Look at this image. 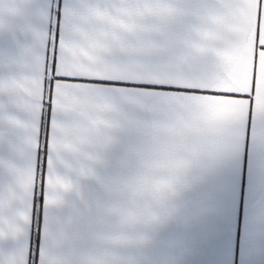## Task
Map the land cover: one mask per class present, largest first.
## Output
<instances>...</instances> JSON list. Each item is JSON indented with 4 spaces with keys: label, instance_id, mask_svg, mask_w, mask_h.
<instances>
[{
    "label": "crops",
    "instance_id": "0c3cea01",
    "mask_svg": "<svg viewBox=\"0 0 264 264\" xmlns=\"http://www.w3.org/2000/svg\"><path fill=\"white\" fill-rule=\"evenodd\" d=\"M26 2L38 5L42 21L31 10L24 18L5 14V5ZM166 2L185 13L168 25L171 52L187 56L183 71L85 70L62 55L72 0H0V81L24 71L21 53L34 43L29 29L43 30L35 89L26 93L22 105L0 95V192L13 182L11 167L25 163L18 152L20 132L7 117L28 131L26 164L32 188L23 236H0L3 264H12L13 255L21 264H83V258L102 250L115 254V264H264V0H243L247 7L242 42L235 47L220 18L231 0ZM202 7L207 15L195 26V14ZM193 32L199 37L198 52L193 51ZM221 55L232 65L227 77L212 71L214 59ZM53 75L59 78L54 84ZM70 90L133 97L157 108L210 101L237 118L236 140L218 159L185 177L162 221L140 230L141 243L107 249L97 239L106 230L101 210L108 204L107 187H117L127 174L144 133L135 125L118 130L93 173L72 177L78 192L67 194L64 206L49 208L57 105ZM137 118L150 119L143 114ZM54 239L59 246L53 247Z\"/></svg>",
    "mask_w": 264,
    "mask_h": 264
},
{
    "label": "clouds",
    "instance_id": "9594fccd",
    "mask_svg": "<svg viewBox=\"0 0 264 264\" xmlns=\"http://www.w3.org/2000/svg\"><path fill=\"white\" fill-rule=\"evenodd\" d=\"M4 7L6 15L24 18L31 10L43 20L34 2ZM246 7L243 0H231L220 13L232 36V47L242 42ZM184 14L166 0H72L66 13L70 29L62 55L85 70L183 71L187 56L171 52L168 25ZM206 15L202 7L195 14V26ZM29 32L34 43L21 53L19 63L24 71L0 84V95L11 98L15 105H22L26 93L35 89V69L42 60L43 30L33 26ZM191 39L196 41L193 51H200L195 32ZM212 71L227 77L232 71L228 56L216 57ZM137 114L150 119H139ZM7 122L20 132L18 152L25 163L11 167L13 182L0 192V232L4 237L19 239L23 236L26 201L32 195L26 164L28 131L11 123L9 117ZM129 125L142 129L144 138L132 154L127 174L117 184L115 198L101 210L106 230L97 239L112 250L141 243L140 230L162 221L167 204L183 186L185 177L194 168L218 159L234 143L238 132L233 113L210 101L157 108L133 97L70 90L57 105L56 167L49 184V208L64 206L66 195L78 192L72 177L92 174L114 134ZM52 244L59 246L60 241L54 239ZM11 260L12 264H21L18 256L13 255ZM116 260L114 253L102 250L83 258V264H115Z\"/></svg>",
    "mask_w": 264,
    "mask_h": 264
},
{
    "label": "rangeland",
    "instance_id": "374dc122",
    "mask_svg": "<svg viewBox=\"0 0 264 264\" xmlns=\"http://www.w3.org/2000/svg\"><path fill=\"white\" fill-rule=\"evenodd\" d=\"M101 192H103V187H101ZM116 187H107L108 193V203H110L115 198Z\"/></svg>",
    "mask_w": 264,
    "mask_h": 264
},
{
    "label": "snow or ice",
    "instance_id": "6c2138e0",
    "mask_svg": "<svg viewBox=\"0 0 264 264\" xmlns=\"http://www.w3.org/2000/svg\"><path fill=\"white\" fill-rule=\"evenodd\" d=\"M55 72V69L53 68V73ZM56 79H59L58 77H55V75H53V78H52V80H50V83H55V80ZM70 79H75V78H70ZM4 81H0V84H2ZM11 123H15L14 121H10ZM0 236H3V233L2 232H0Z\"/></svg>",
    "mask_w": 264,
    "mask_h": 264
}]
</instances>
